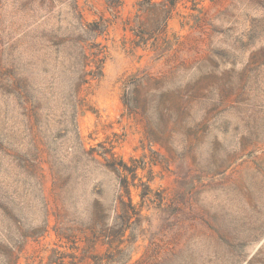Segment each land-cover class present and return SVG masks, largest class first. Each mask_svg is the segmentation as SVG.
Listing matches in <instances>:
<instances>
[{"label": "rangeland", "instance_id": "obj_1", "mask_svg": "<svg viewBox=\"0 0 264 264\" xmlns=\"http://www.w3.org/2000/svg\"><path fill=\"white\" fill-rule=\"evenodd\" d=\"M120 1L0 0V264H264V0Z\"/></svg>", "mask_w": 264, "mask_h": 264}, {"label": "trees", "instance_id": "obj_2", "mask_svg": "<svg viewBox=\"0 0 264 264\" xmlns=\"http://www.w3.org/2000/svg\"><path fill=\"white\" fill-rule=\"evenodd\" d=\"M116 2L118 6L121 5L120 0H116ZM106 3L108 6H112L109 0H106ZM148 3L149 2L146 3L147 6L149 5ZM138 5L140 7L139 9H142V7H147V6H143V4L140 5V3ZM105 30H106V26L103 24L102 21L89 23L86 25V28L82 29V32L85 35L90 37V39L92 37L91 40H93V42L91 43V45L87 44L86 40H81V42H79L78 47L81 58L80 61L81 81L78 83V86L80 85L81 87H84L86 85H89L92 80H94L95 78L101 75L102 64H103V58H101V55L103 54V48L100 43H97L95 41L96 38L100 36ZM86 154L88 155L90 160H92V162L106 169V171L113 173L114 175L120 174L121 170L129 171V168L122 162L121 164H117L114 154L109 151L99 153V152H95L93 149H90L89 151H86ZM95 154L98 155L100 158H102L104 162L97 159L95 157ZM107 154L109 155V158L108 156H106ZM124 183L125 185H123V187H125L126 189V196L129 201V204H126L127 206V205H131V196L128 188V182L125 181ZM120 204L125 206V202L123 201H120ZM111 209L112 208H106L99 201H94L91 210L87 212V215L91 222L90 229L95 232L97 226H99L100 231H102L104 229L105 222L109 219L110 214L114 211ZM53 231L58 238L67 239L69 237V234L71 233L70 231L72 230L65 226L64 227L61 226L59 228L55 226L53 228Z\"/></svg>", "mask_w": 264, "mask_h": 264}]
</instances>
